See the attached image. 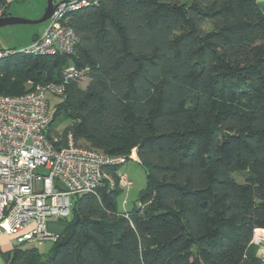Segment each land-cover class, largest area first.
<instances>
[{"label": "trees", "instance_id": "obj_1", "mask_svg": "<svg viewBox=\"0 0 264 264\" xmlns=\"http://www.w3.org/2000/svg\"><path fill=\"white\" fill-rule=\"evenodd\" d=\"M72 24L73 53L1 61L0 94L60 81L70 64L89 67L85 88L70 82L54 111L56 119L64 109L71 125L55 132L107 154L135 150L148 186L139 205L119 211L117 168L108 169L117 185L74 198L50 255L22 243L8 262L264 263L251 251L264 228L258 0H100L75 12ZM237 171L247 172L245 182Z\"/></svg>", "mask_w": 264, "mask_h": 264}, {"label": "built area", "instance_id": "obj_2", "mask_svg": "<svg viewBox=\"0 0 264 264\" xmlns=\"http://www.w3.org/2000/svg\"><path fill=\"white\" fill-rule=\"evenodd\" d=\"M40 36L20 49H0V62L15 56H53L74 52L78 37L72 15L100 0H59ZM6 6L0 4V17ZM89 67L67 65L60 81L35 84L19 95L0 94V233L17 236L20 243L56 240L47 230L49 219H65L71 214L73 200L81 194L97 195L116 177L108 169L117 168L119 183L131 186L126 173L119 172L130 155L107 154L78 145L73 134L65 137L51 132L55 120L50 96L65 97L70 82L89 81ZM32 83V81H29ZM33 84V83H32ZM140 161V160H139ZM33 224V229H25Z\"/></svg>", "mask_w": 264, "mask_h": 264}, {"label": "rangeland", "instance_id": "obj_3", "mask_svg": "<svg viewBox=\"0 0 264 264\" xmlns=\"http://www.w3.org/2000/svg\"><path fill=\"white\" fill-rule=\"evenodd\" d=\"M59 1V0H55ZM187 2L189 0H182ZM45 5L48 6V0H45ZM46 7V6H45ZM23 17V16H20ZM28 19H35L30 17H24ZM37 19V18H36ZM35 19V20H36ZM48 20L42 23L37 24H16V25H7L0 28V49L14 48L20 49L26 45H29L32 42L33 36L36 34L37 28L43 27L47 24ZM205 28L210 29L211 25L209 23L205 24ZM17 57V56H15ZM87 81H84L81 85L85 88ZM27 87L30 88L33 84L27 82ZM52 109L56 112L58 110V105L63 102V99L60 97L50 96ZM71 118L68 116V113L62 109L58 112L56 119L53 123V132H66L71 125ZM122 173H126L133 182L131 186H126L118 183L122 188L121 193L118 197V209L119 211H128L139 205V196L140 192L147 188L148 186V175L146 168L142 163L136 158H130L128 161L121 165L118 168ZM245 171H237L233 174V177L239 182H245ZM117 185V184H116ZM115 187V186H114ZM75 200V199H74ZM56 219V218H52ZM69 219H72L70 216ZM57 220V219H56ZM60 222H64L65 220ZM27 247H37L41 253L45 256H48L52 253L54 247V241L52 239L39 240L32 239L29 242H26Z\"/></svg>", "mask_w": 264, "mask_h": 264}, {"label": "crops", "instance_id": "obj_4", "mask_svg": "<svg viewBox=\"0 0 264 264\" xmlns=\"http://www.w3.org/2000/svg\"><path fill=\"white\" fill-rule=\"evenodd\" d=\"M7 5V11L4 14L13 15V16H23L30 18H40L45 10L47 5H45V0H3ZM262 11L264 12V0H258ZM46 6V7H45ZM49 25V20L47 24L43 27L37 28L36 34L33 36V39L36 36H40L47 29ZM32 39V40H33ZM119 172H121L119 170ZM61 220L49 219L47 223L48 232L58 235L61 234L66 228V222H60ZM33 224L31 223L24 232L33 229ZM256 230H264V228H258ZM255 230V231H256ZM30 241V240H29ZM26 241V242H29ZM26 242H23L26 244ZM22 243L18 242L17 236L12 234H6V232L0 233V264H10L7 260V255L11 254L15 247L20 246ZM251 251L254 252L257 256L261 257L264 262V235L256 236V232L251 244ZM264 264V263H262Z\"/></svg>", "mask_w": 264, "mask_h": 264}, {"label": "water", "instance_id": "obj_5", "mask_svg": "<svg viewBox=\"0 0 264 264\" xmlns=\"http://www.w3.org/2000/svg\"><path fill=\"white\" fill-rule=\"evenodd\" d=\"M56 7L57 4L55 3V0H48V6L46 7L44 14L40 18H37L36 20L28 19L20 16L4 14L3 16L0 17V28L7 25L37 24V23L45 22L52 16Z\"/></svg>", "mask_w": 264, "mask_h": 264}, {"label": "bare ground", "instance_id": "obj_6", "mask_svg": "<svg viewBox=\"0 0 264 264\" xmlns=\"http://www.w3.org/2000/svg\"><path fill=\"white\" fill-rule=\"evenodd\" d=\"M264 235V230H256V236Z\"/></svg>", "mask_w": 264, "mask_h": 264}]
</instances>
